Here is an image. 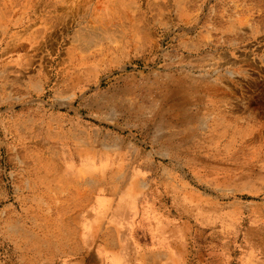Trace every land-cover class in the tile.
Listing matches in <instances>:
<instances>
[{
	"label": "rangeland",
	"instance_id": "1",
	"mask_svg": "<svg viewBox=\"0 0 264 264\" xmlns=\"http://www.w3.org/2000/svg\"><path fill=\"white\" fill-rule=\"evenodd\" d=\"M0 264H264V0H0Z\"/></svg>",
	"mask_w": 264,
	"mask_h": 264
},
{
	"label": "bare ground",
	"instance_id": "2",
	"mask_svg": "<svg viewBox=\"0 0 264 264\" xmlns=\"http://www.w3.org/2000/svg\"><path fill=\"white\" fill-rule=\"evenodd\" d=\"M100 5V4H99ZM100 7V6H99ZM70 14V13H69ZM91 27V26H90ZM98 27H100V26H98ZM116 29V28H115ZM56 33V32H55ZM90 34V36L88 35V36H86V38L84 39V40H82L83 41V43H85V44H90V43H92L93 41V39H92V37L93 36H95L96 37V34L94 35L93 33H89ZM29 70V69H28ZM193 89V88H192ZM186 92V91H185ZM191 94V93H190ZM189 94V95H190ZM202 98V97H201ZM132 107V106H131ZM128 108V107H127ZM195 109V108H194ZM185 113H187V112H185ZM204 118V117H203ZM203 121V120H202ZM202 126V125H201ZM160 139V138H159ZM163 139V138H162ZM27 186H29V187H32V185H31V183L30 184H26ZM17 226V225H16ZM11 231H13V233H16L17 231H18V229H11ZM19 236H20V234H19ZM21 237V239H22V241H23V243H24V245L26 246V250L29 252L30 250H32V251H34V250H36L37 249V246H38V242H36V236L32 233V234H30V233H28V231L27 230H24V228H23V230H22V235L20 236ZM39 246H41V245H39ZM41 248V247H40ZM42 249V248H41Z\"/></svg>",
	"mask_w": 264,
	"mask_h": 264
}]
</instances>
